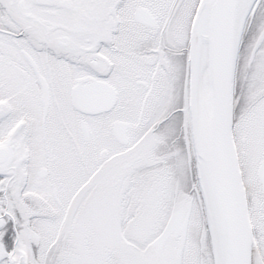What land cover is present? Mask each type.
<instances>
[{"label": "snow or ice", "instance_id": "1", "mask_svg": "<svg viewBox=\"0 0 264 264\" xmlns=\"http://www.w3.org/2000/svg\"><path fill=\"white\" fill-rule=\"evenodd\" d=\"M0 264H264V0H0Z\"/></svg>", "mask_w": 264, "mask_h": 264}]
</instances>
